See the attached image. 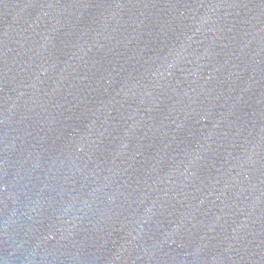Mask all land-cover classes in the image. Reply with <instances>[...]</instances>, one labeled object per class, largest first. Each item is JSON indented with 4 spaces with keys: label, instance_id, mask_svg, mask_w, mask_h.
Returning <instances> with one entry per match:
<instances>
[{
    "label": "water",
    "instance_id": "1",
    "mask_svg": "<svg viewBox=\"0 0 264 264\" xmlns=\"http://www.w3.org/2000/svg\"><path fill=\"white\" fill-rule=\"evenodd\" d=\"M0 264H264V0H0Z\"/></svg>",
    "mask_w": 264,
    "mask_h": 264
}]
</instances>
